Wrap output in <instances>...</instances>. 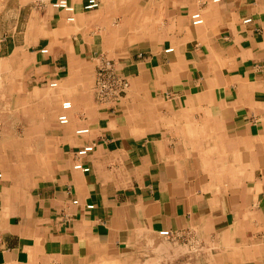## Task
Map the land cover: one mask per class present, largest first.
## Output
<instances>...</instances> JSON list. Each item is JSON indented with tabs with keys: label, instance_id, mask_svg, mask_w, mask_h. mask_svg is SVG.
<instances>
[{
	"label": "crops",
	"instance_id": "0c3cea01",
	"mask_svg": "<svg viewBox=\"0 0 264 264\" xmlns=\"http://www.w3.org/2000/svg\"><path fill=\"white\" fill-rule=\"evenodd\" d=\"M98 1L0 0V264H264V0Z\"/></svg>",
	"mask_w": 264,
	"mask_h": 264
},
{
	"label": "built area",
	"instance_id": "2783aa9c",
	"mask_svg": "<svg viewBox=\"0 0 264 264\" xmlns=\"http://www.w3.org/2000/svg\"><path fill=\"white\" fill-rule=\"evenodd\" d=\"M50 4L53 8L60 9L67 13L66 20L71 22L74 20V6L71 4L70 0H50ZM99 5L98 0H85L83 8L85 10H91L97 8ZM191 22L193 24H200L203 18L199 11L193 12L191 14ZM250 18H245L244 21H249ZM167 51L171 48L166 49ZM42 52H46V49H41ZM56 85L55 81L49 83V86L53 87ZM129 86L128 78L117 72L115 64L112 60L101 56L98 59V63L95 69L94 76V94L98 102L103 104H113L122 94H125ZM72 104L70 100H64L60 104L61 111L57 115V122L59 124L65 125L69 122V117L67 111L71 108ZM88 128H78L75 130L76 133H87ZM93 146L91 144L84 145L74 152V162L73 168L82 172L89 171V166L83 164L80 158L85 156L88 152L92 150ZM1 178V173H0ZM73 203H78L77 199L72 200ZM86 208L90 209L93 204H86ZM158 235L161 237L170 236L169 230L160 229L158 230Z\"/></svg>",
	"mask_w": 264,
	"mask_h": 264
},
{
	"label": "bare ground",
	"instance_id": "6f19581e",
	"mask_svg": "<svg viewBox=\"0 0 264 264\" xmlns=\"http://www.w3.org/2000/svg\"><path fill=\"white\" fill-rule=\"evenodd\" d=\"M161 250H162V249H161ZM191 250H192V249H191ZM205 253H206V252H205ZM157 255H158V254H157ZM159 255H160V254H159ZM160 257H161V256H160ZM145 259H146V258H145ZM145 259H143V260H145ZM147 259H148V258H147ZM147 259H146V260H147ZM152 261H154V260H152ZM152 261H149V263L152 262ZM143 262H145V261H143Z\"/></svg>",
	"mask_w": 264,
	"mask_h": 264
},
{
	"label": "rangeland",
	"instance_id": "374dc122",
	"mask_svg": "<svg viewBox=\"0 0 264 264\" xmlns=\"http://www.w3.org/2000/svg\"><path fill=\"white\" fill-rule=\"evenodd\" d=\"M49 4H50V2H49ZM50 5H51V4H50ZM0 127H1V121H0ZM17 127H20L19 124L17 125ZM17 127H16V128H17Z\"/></svg>",
	"mask_w": 264,
	"mask_h": 264
}]
</instances>
